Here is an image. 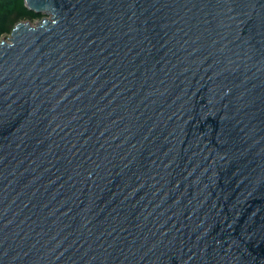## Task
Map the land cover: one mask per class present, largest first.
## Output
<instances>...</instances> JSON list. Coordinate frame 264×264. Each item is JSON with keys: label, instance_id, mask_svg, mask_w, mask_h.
<instances>
[{"label": "water", "instance_id": "95a60500", "mask_svg": "<svg viewBox=\"0 0 264 264\" xmlns=\"http://www.w3.org/2000/svg\"><path fill=\"white\" fill-rule=\"evenodd\" d=\"M24 6L0 264H264V0Z\"/></svg>", "mask_w": 264, "mask_h": 264}, {"label": "trees", "instance_id": "16d2710c", "mask_svg": "<svg viewBox=\"0 0 264 264\" xmlns=\"http://www.w3.org/2000/svg\"><path fill=\"white\" fill-rule=\"evenodd\" d=\"M41 18L25 8L24 0H0V41L10 34L16 23Z\"/></svg>", "mask_w": 264, "mask_h": 264}, {"label": "rangeland", "instance_id": "374dc122", "mask_svg": "<svg viewBox=\"0 0 264 264\" xmlns=\"http://www.w3.org/2000/svg\"><path fill=\"white\" fill-rule=\"evenodd\" d=\"M39 20H40V19L33 20V21H28V20H25V21H27V22L29 23L30 26H34ZM25 21H24V22H25ZM8 36H9V35H8ZM8 36H7V37H8ZM7 37H5L4 39H6Z\"/></svg>", "mask_w": 264, "mask_h": 264}]
</instances>
